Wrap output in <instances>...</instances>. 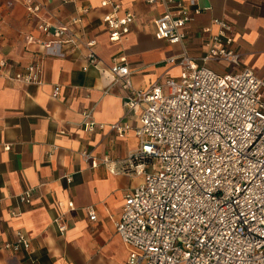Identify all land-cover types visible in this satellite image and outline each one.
Masks as SVG:
<instances>
[{
	"label": "crops",
	"instance_id": "1",
	"mask_svg": "<svg viewBox=\"0 0 264 264\" xmlns=\"http://www.w3.org/2000/svg\"><path fill=\"white\" fill-rule=\"evenodd\" d=\"M26 0H0V243L15 240L24 232L31 248L18 254L0 252V264H128L129 252L120 238L116 221L123 213L125 197L142 178L111 175L101 166L92 169L81 154L91 151L99 159H125L137 149L133 132L124 139L102 130L125 115L123 98L127 92L113 83L109 70L122 57L133 72L137 89H147L158 81L181 78V67L169 63L187 50L201 58L211 38L220 32L214 20L234 27L235 48L242 54L239 67L209 63V69L226 75L250 69L264 79V0H175L193 14L186 26L182 44L155 38V21L165 15L164 5L147 0H35L43 5L39 17L57 26L81 19L78 31L82 42L97 39L96 52L101 64L84 70L87 50L81 46L66 57L41 60L38 41L51 38L38 29L40 20L30 16ZM121 6L136 15L132 32L121 42H112L105 17L112 7ZM170 9H174L170 6ZM198 11V14L194 12ZM207 31V32H206ZM44 63L43 86L14 83L8 76L22 73L28 66ZM222 71V72H220ZM61 95L53 98L54 86ZM91 111L98 124L90 132L84 124V111ZM140 125L138 115L128 118ZM11 145L4 151V145ZM72 176V183L65 177ZM33 190L32 202L20 200ZM71 203L73 207L70 208ZM94 209L95 221L89 211ZM62 217L68 230L62 234L57 219Z\"/></svg>",
	"mask_w": 264,
	"mask_h": 264
},
{
	"label": "built area",
	"instance_id": "2",
	"mask_svg": "<svg viewBox=\"0 0 264 264\" xmlns=\"http://www.w3.org/2000/svg\"><path fill=\"white\" fill-rule=\"evenodd\" d=\"M147 2L169 7L155 21V38L182 44L193 14L175 0ZM196 3L193 0L191 5ZM24 4L30 16L39 18V31L51 38L38 41L41 60L66 57L83 46L87 50L84 70L100 66L97 39L82 42L80 18L57 26L39 17L42 4L35 0ZM109 5L112 12L104 21L111 41L121 42L132 32L136 15L125 12L120 16L121 6L103 3ZM214 23L220 32L199 60L187 50L169 60L181 67V78L170 77L137 89L126 58L116 60L109 70L113 83L127 92L125 115L99 128L108 127L122 139L133 132L139 146L125 159H98L91 151L81 157L92 169L103 166L113 176L142 178L141 184L127 192L123 213L116 221L130 253L128 264H264V79L250 69L222 75L208 68L214 62L239 67L243 59L235 48L234 27L225 20ZM41 60L8 79L43 86ZM3 67L6 64L0 62V71ZM53 92L58 99L61 87L54 86ZM134 115L139 116L138 127L128 122ZM83 117L88 130L94 132L98 124L92 112L84 111ZM3 149L10 151L11 145ZM65 179L73 182L72 176ZM32 194V189L26 190L19 196L21 202L31 204ZM89 216L91 221L97 219L94 209ZM57 225L62 234L67 232L62 217ZM30 248L31 241L22 231L16 232L13 242L0 243V252L18 254Z\"/></svg>",
	"mask_w": 264,
	"mask_h": 264
},
{
	"label": "rangeland",
	"instance_id": "3",
	"mask_svg": "<svg viewBox=\"0 0 264 264\" xmlns=\"http://www.w3.org/2000/svg\"><path fill=\"white\" fill-rule=\"evenodd\" d=\"M220 72H222V71H220Z\"/></svg>",
	"mask_w": 264,
	"mask_h": 264
}]
</instances>
